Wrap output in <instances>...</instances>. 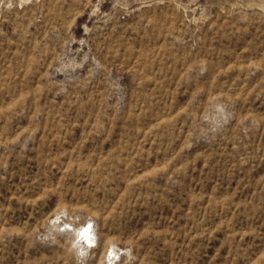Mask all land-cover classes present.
<instances>
[{
    "label": "rangeland",
    "instance_id": "obj_1",
    "mask_svg": "<svg viewBox=\"0 0 264 264\" xmlns=\"http://www.w3.org/2000/svg\"><path fill=\"white\" fill-rule=\"evenodd\" d=\"M111 251L264 264V0H0V264Z\"/></svg>",
    "mask_w": 264,
    "mask_h": 264
},
{
    "label": "clouds",
    "instance_id": "obj_2",
    "mask_svg": "<svg viewBox=\"0 0 264 264\" xmlns=\"http://www.w3.org/2000/svg\"><path fill=\"white\" fill-rule=\"evenodd\" d=\"M93 224L90 222L87 224L86 227H83L79 232L76 233V241L73 243L74 249H79V245L81 241H84L88 243L90 246L92 244L93 240ZM81 254L78 252V255ZM116 255L115 252L110 254V257L108 259V264H113V260L111 259V256ZM118 258V257H117Z\"/></svg>",
    "mask_w": 264,
    "mask_h": 264
},
{
    "label": "bare ground",
    "instance_id": "obj_3",
    "mask_svg": "<svg viewBox=\"0 0 264 264\" xmlns=\"http://www.w3.org/2000/svg\"><path fill=\"white\" fill-rule=\"evenodd\" d=\"M83 227H86V224H84V225L81 226L79 229H77L78 232H79ZM93 234H94V229H93ZM76 238H77V237H76ZM75 240H76V239H75ZM81 243H82V244H85L86 242L81 241ZM95 245H97V247H98V244H97V238H96V235L94 234V235H93V240H92V244H91V246L87 243V247H94V248H95ZM84 246H85V245H84ZM108 251H109V250H107L106 253H104V254H105V255H104V258H106L107 254H108ZM113 252H115V251H111V253H113ZM115 254H116V255L111 256V259L113 260V264H115L114 261H116L117 257L119 258V254L116 253V252H115ZM109 257H110V255H109Z\"/></svg>",
    "mask_w": 264,
    "mask_h": 264
}]
</instances>
